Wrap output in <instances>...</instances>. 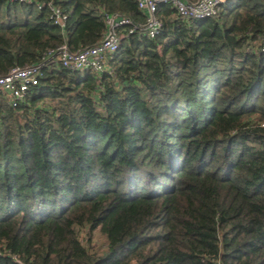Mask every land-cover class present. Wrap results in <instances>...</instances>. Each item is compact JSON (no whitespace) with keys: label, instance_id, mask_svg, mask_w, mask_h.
<instances>
[{"label":"trees","instance_id":"obj_1","mask_svg":"<svg viewBox=\"0 0 264 264\" xmlns=\"http://www.w3.org/2000/svg\"><path fill=\"white\" fill-rule=\"evenodd\" d=\"M115 13L146 20L137 0H0V75L46 61L0 97V264H264V2L160 4L157 37L124 36L103 72L50 56Z\"/></svg>","mask_w":264,"mask_h":264},{"label":"built area","instance_id":"obj_2","mask_svg":"<svg viewBox=\"0 0 264 264\" xmlns=\"http://www.w3.org/2000/svg\"><path fill=\"white\" fill-rule=\"evenodd\" d=\"M9 2H30L36 0H6ZM226 0H137L138 8L145 13L143 23L135 22L131 17L119 14H106L108 25L104 38L97 44L73 51L66 45L50 52L56 59L70 70L92 69L103 72L107 68V61L119 48L124 36L141 31L150 38H155L160 33L163 22L157 12L160 4L172 5L178 15L186 20H200L215 18L219 15L220 6ZM264 2L263 0H260ZM39 9L44 5L37 2ZM50 10V20L53 24L64 27L68 14L54 3L47 4ZM126 29H123V28ZM264 52V44L261 48ZM46 61L38 64L15 66L7 74L0 75V97H6L16 107L23 101L28 91L38 85L43 76ZM264 127V122L261 124Z\"/></svg>","mask_w":264,"mask_h":264},{"label":"rangeland","instance_id":"obj_3","mask_svg":"<svg viewBox=\"0 0 264 264\" xmlns=\"http://www.w3.org/2000/svg\"><path fill=\"white\" fill-rule=\"evenodd\" d=\"M105 241H106L105 237L99 231H96L94 236V242L97 245L98 249H104L106 243Z\"/></svg>","mask_w":264,"mask_h":264}]
</instances>
